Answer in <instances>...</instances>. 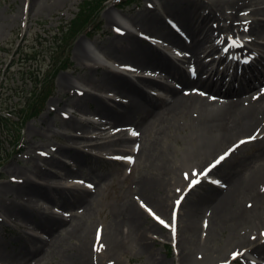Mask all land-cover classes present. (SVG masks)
Instances as JSON below:
<instances>
[{"label":"rangeland","instance_id":"374dc122","mask_svg":"<svg viewBox=\"0 0 264 264\" xmlns=\"http://www.w3.org/2000/svg\"><path fill=\"white\" fill-rule=\"evenodd\" d=\"M85 1L88 0H0L1 109L16 105L18 111L24 105L19 96V94L25 95L22 71L26 66L33 65L31 60L26 62L27 54L43 65L45 73L57 74L52 96L44 104L40 116L29 119L30 121L24 124V120L19 119L21 113L18 112L19 115L12 119L18 129L11 136L3 129L0 119V219H10L9 225H11L10 227L0 222V264L207 263L203 262L205 260L198 259V255L204 253L201 248L205 243L209 241L215 250L218 249L217 251L224 250V245L233 227L239 228L241 225L235 226L232 221L224 222L221 219L217 226L214 218H211L212 210L206 209L202 220L197 219V228L192 230L190 225L192 221H188L189 205L199 193L206 189H211L217 196L220 194L218 192L225 188L224 184H228L229 181L239 179L246 184L255 180L260 170L264 168V133L257 131L251 133L252 135L241 136L224 145L208 158L202 149L201 139L196 134L189 118L182 115L162 116L151 119L140 129L136 127L127 129L125 133L134 138L131 143L135 148L133 153L115 152L118 149L117 146L113 150L107 148L92 150L90 153L92 157H88L92 164L81 169L72 157L77 152L71 149L81 147L83 150L85 143L77 139L75 126H82V121L94 119L91 112L95 110L97 102L93 98L88 103L83 101L81 111H76L69 103L68 105L59 104L58 100L62 99L64 103L67 99H83L85 97L83 93L87 91H94L100 95L106 93L105 97H114L112 93L103 91L96 85L103 78L106 72L105 67L100 71L90 72L84 68L87 63L95 67L100 65L98 55L109 60H115L121 56L120 51L113 55H106L102 47V42L114 38L113 34L104 35L107 29H122L112 28L109 25L107 15L109 12L116 15L124 24L132 26L129 17L134 18L147 7L146 0H141L139 7L135 5L126 7V0L105 2V8L103 7L104 9L99 12L100 15L97 14L98 18H96L97 15L94 17L96 24L92 30L88 31V27L93 25L90 24L78 35L75 34L74 38H67L68 46H59L58 54L54 55L51 60L46 50L55 46V41L61 36L63 26L66 27L78 17L80 7ZM203 1L207 0H152L151 4L155 11L163 14L170 24H174L170 13L182 3ZM170 9L172 10L168 12ZM192 19L191 17L189 20L192 21ZM177 30L187 38L186 31L181 28ZM140 32L142 38L159 42L158 39L149 38L141 30ZM225 35L234 36L230 29L226 30ZM80 44L91 57L90 62L86 63L76 57L75 51ZM172 50L175 51L174 48ZM64 57L66 58L63 64L58 65V61ZM50 64L56 67L51 70ZM123 67L131 68L124 64ZM188 71L194 72L195 68L188 66ZM86 74L96 83H86ZM63 78L69 79L72 84L80 88L79 94L83 97L72 98L68 97L69 94L64 97L68 88L63 89ZM169 82L176 83L172 80ZM227 83L228 86L231 84L239 88L246 83V79L238 78L232 83ZM30 89V85L26 87L27 91ZM150 91L163 96L160 91ZM118 101L121 102V99ZM71 123L75 125L71 126ZM114 127L117 128L118 125ZM115 133L116 141L124 136L121 127H118ZM251 139H253L252 142L245 143V140ZM44 150L54 157H60L74 169V178H67L61 181V184L76 185L81 189H87L92 197V200L90 199L84 205H73L68 208L61 207L60 203L57 205L55 202L39 203L37 205L39 209L36 210L39 212L38 217L45 218V213H55L64 216L66 220L57 225L52 235L44 234L32 222V219L22 221L17 215L13 216L12 208L10 210L4 208L5 203L18 201L21 195L29 192L25 189L18 192V186L23 185L27 177L36 184L40 181L38 178L45 177L43 168L49 167L51 161L48 160L51 157L42 160L39 156L43 155ZM227 152L229 155L221 162V166L215 168L211 174L205 175V170ZM198 167L197 174L199 173V178L205 176L202 178L205 179V183L195 187L192 186V182L196 179L190 177V173ZM23 173L27 177H24ZM186 175L189 176V180L185 179ZM151 181H163L164 184H168L172 188L171 195L174 194V190L178 189L179 194L171 200V205L173 206L174 203L175 205L169 219L159 217L138 196L143 182ZM58 183L55 185H59ZM30 188L31 186L28 190ZM80 193L76 192L75 195L78 196ZM34 197L37 198V195L35 194ZM35 198H31L27 204L34 203L37 200ZM130 202L136 203L138 207L140 206L147 212L144 217L149 225H156L162 230H159L161 234L158 235L149 232V235L156 239L154 242H149V248L152 251L143 249L139 240L131 236L127 227L121 229L120 223L126 216L125 212ZM259 208L264 212V198ZM161 220L164 223H161ZM173 227L175 232L172 230ZM214 227L217 229L214 230ZM212 231L215 237L210 239ZM89 233L91 238L88 236ZM33 236L45 238L48 242L42 250L27 257L21 245L32 242ZM117 239L121 243H117ZM251 247L252 245H241L231 254L213 259L210 264H248L253 257L257 258L256 256H242ZM234 254L242 257L238 261H233ZM257 259L264 261V259Z\"/></svg>","mask_w":264,"mask_h":264},{"label":"bare ground","instance_id":"6f19581e","mask_svg":"<svg viewBox=\"0 0 264 264\" xmlns=\"http://www.w3.org/2000/svg\"><path fill=\"white\" fill-rule=\"evenodd\" d=\"M146 1L148 5L145 10L139 12L134 18L129 17L132 26L138 27L151 39L161 40L165 46L179 44V48H183L185 55L181 58L163 56L157 43L133 34L116 15L111 12L107 14L109 25L112 28L122 29L120 31L107 29L104 32V35H114L113 39L102 42L104 52L106 55H113L120 51L121 56L118 60L131 68L119 73L107 71L97 82V88L112 93L113 98H99L96 94L87 91L83 93L85 96L83 99H67L64 103L62 99L58 100L59 104L68 105L69 103L76 111H81L83 101L88 103L93 98L97 102L95 110L91 112L94 119L82 121V126H75L77 139L85 143L83 150L81 147L71 149L77 152L72 157L81 169L92 164L88 158L92 157L90 155L92 150L106 148L113 150L117 146L118 149L115 152L133 153L135 148L131 143L134 138L127 136L125 133L127 129L129 127L140 129L151 119L162 116L182 115L189 118L196 134L201 139L202 149L208 158L224 145L241 136L257 131L264 133V44L261 45V49L249 52V55H243L247 49L243 46L238 50L242 53L241 56L220 59L222 44L218 43L223 39L227 42L225 38L227 29H230L234 35L249 31L252 37L249 40L256 43L259 39L264 42V0H207L201 3H182L170 13L174 23L172 25L163 14L156 13L151 4L152 0ZM191 17L192 21L189 20ZM177 28L186 31L185 34L189 41L178 37ZM199 30L200 32H197ZM82 46L80 44L77 47L76 57L86 63L90 62L91 57L82 49ZM104 52L102 51L105 55ZM118 60L112 61L117 62ZM188 66H193L195 73L188 71ZM101 69H103L102 65L95 67L88 63L84 68L88 72ZM151 73L163 76L156 79L155 76H148ZM230 78L231 82L244 78L246 83L239 88L231 84L228 86L227 82ZM169 80L176 83L171 84ZM62 82L63 89L68 88L64 97L68 94V97L72 98L83 97L79 94L80 88L72 84L69 79L63 78ZM85 82L96 83L88 74H86ZM150 90L160 91L163 96L152 94ZM120 99L121 102L118 101ZM139 119L141 120L138 121ZM74 125L71 123V126ZM116 125L123 128L124 132V136L118 141L114 140L115 130L118 128L114 127ZM255 141L259 140L255 139ZM39 157L42 160L51 157L48 160L51 161L49 167H41L45 172V177L38 178L41 182L36 184L32 183L31 178L23 173L22 175L27 177V182L23 183V185L26 184L24 188H22L23 185L18 186V192L24 189L29 192L21 195L18 198L19 202L15 200L5 203L4 208L10 210L22 204L19 214L23 221L32 219V222L44 234L52 235L57 225L66 220L64 216L55 213H45V218L38 217L39 212L36 210L39 209L37 206L39 203L55 202L57 205L60 203L61 207L68 208L73 205H84L90 199L92 200V197L87 189L60 183L75 176L74 169L68 163L60 160L58 156L54 157L46 153L45 150ZM34 158L37 160L35 156ZM35 168L38 169V167ZM197 172H199V167L190 173V177L198 180L199 173ZM185 179L189 180V176L186 175ZM57 182L59 185H55ZM204 183L203 179L196 187ZM29 186H31L30 190H28ZM224 187L217 196L211 189L199 193L189 205L188 221H192L190 225L192 230H195L197 219L202 220L207 209L212 210L211 218H214L217 226L222 219L224 222L232 221L235 226L241 225V227H233L224 245V250H215L207 241L201 248L205 254L200 253L198 259L207 262L202 264H210L213 259L221 255H229L241 245H252V252L258 258L264 259V235H262L264 233V212L259 208L264 198V168L251 183L243 184L242 180L234 179L228 184L225 183ZM76 192L80 194L76 196ZM171 193L172 188L168 184H164L163 181H151L143 182L138 196L159 217L169 219L175 205V203L171 205V200L179 192L176 189L173 195ZM35 194L37 198L34 197ZM31 198L37 200H35L36 203L29 205L27 203ZM145 213L147 212L140 206L138 207L136 203L130 202L120 226L121 229L127 227L131 236L139 240L143 249L152 251L149 248V242H154L156 239L150 236L149 232L158 235L162 230L156 225H149L144 217ZM2 221L0 219V222ZM146 225L149 227H145ZM216 229L214 227V230ZM88 236L91 238L90 233ZM214 237L215 233L212 231L210 239ZM33 241L21 245L27 257L42 250L48 242L39 236H33ZM117 243L121 242L117 239ZM262 263L258 261L254 264Z\"/></svg>","mask_w":264,"mask_h":264},{"label":"trees","instance_id":"16d2710c","mask_svg":"<svg viewBox=\"0 0 264 264\" xmlns=\"http://www.w3.org/2000/svg\"><path fill=\"white\" fill-rule=\"evenodd\" d=\"M107 0H88L82 3L80 8V13L78 17L73 20L71 27L69 28L68 35L66 36L64 43L68 45L66 39L74 38V35L81 33L90 24H95L97 14L103 9L104 4ZM139 0H127L128 5L137 4ZM97 15L96 18H94ZM89 28V27H88ZM76 37V36H75ZM53 53V52H52ZM49 51L50 58L52 55ZM34 58V57H33ZM30 58L28 55L26 57V62L35 61V58ZM53 58V57H52ZM33 65H28L22 71L23 74V89L24 94H19L20 100H23L24 105L19 109L24 121L29 120L37 116L44 105V102L49 93H46L47 89L51 88V84L55 78L54 73H44L43 68L38 66V63H32ZM31 86L30 90H26L27 86ZM26 105V106H25ZM16 110L17 106H12ZM12 107L1 109L0 119L2 120L3 129L7 132L9 136L15 133L18 129L15 122L12 120V116L16 115V111ZM7 114V115H5Z\"/></svg>","mask_w":264,"mask_h":264},{"label":"snow or ice","instance_id":"6c2138e0","mask_svg":"<svg viewBox=\"0 0 264 264\" xmlns=\"http://www.w3.org/2000/svg\"><path fill=\"white\" fill-rule=\"evenodd\" d=\"M247 29H245V31H246ZM117 31H120L119 29H117ZM179 54V53H178ZM133 135H135V133H133ZM253 139H254V137H253ZM241 143H244V141H241ZM225 157L224 156H221L217 161H216V163L218 164V163H220V161H222L223 159H224ZM198 183V181H193L192 182V186H195V184H197ZM177 203H179V201L177 202ZM161 223H164L162 220L160 221ZM166 227L168 226V225H165ZM173 232H175V228L173 227ZM262 235H264V233H262ZM98 239H99V236H98ZM253 239H255V237H253ZM236 255H238V254H234V259L236 258Z\"/></svg>","mask_w":264,"mask_h":264}]
</instances>
